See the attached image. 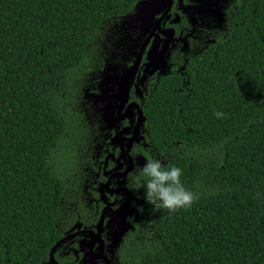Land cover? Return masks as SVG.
Returning <instances> with one entry per match:
<instances>
[{
	"label": "trees",
	"instance_id": "trees-1",
	"mask_svg": "<svg viewBox=\"0 0 264 264\" xmlns=\"http://www.w3.org/2000/svg\"><path fill=\"white\" fill-rule=\"evenodd\" d=\"M138 1L0 0V260L47 258L84 139L80 78ZM233 4L144 106L153 157L198 198L151 208L120 264H264V0Z\"/></svg>",
	"mask_w": 264,
	"mask_h": 264
},
{
	"label": "flooded vegetation",
	"instance_id": "flooded-vegetation-1",
	"mask_svg": "<svg viewBox=\"0 0 264 264\" xmlns=\"http://www.w3.org/2000/svg\"><path fill=\"white\" fill-rule=\"evenodd\" d=\"M203 1L164 0L144 21L130 16L102 44L99 55L88 59L75 99L83 106L86 128L76 168L66 179L58 236L47 258L6 259L0 264H120L128 236L152 208L142 188L128 187L129 173L145 162L143 155L130 156L133 146L154 156L146 129V98L162 76L179 73L184 78L190 59L223 37L233 16L235 0ZM163 57L167 64L157 65ZM125 221L131 227L117 241L119 229L125 228L119 222Z\"/></svg>",
	"mask_w": 264,
	"mask_h": 264
},
{
	"label": "clouds",
	"instance_id": "clouds-1",
	"mask_svg": "<svg viewBox=\"0 0 264 264\" xmlns=\"http://www.w3.org/2000/svg\"><path fill=\"white\" fill-rule=\"evenodd\" d=\"M217 118L223 117V112L215 111ZM143 155L145 162L137 165L129 173L128 187L136 191L143 189V199L155 210L175 211L187 209L198 198L181 182L182 169L176 165L162 164L160 159L151 156L146 150L133 146L130 156L135 159Z\"/></svg>",
	"mask_w": 264,
	"mask_h": 264
},
{
	"label": "water",
	"instance_id": "water-1",
	"mask_svg": "<svg viewBox=\"0 0 264 264\" xmlns=\"http://www.w3.org/2000/svg\"><path fill=\"white\" fill-rule=\"evenodd\" d=\"M164 0H140L137 2V4L135 5L134 8V12L130 15L132 18L135 19H142V21L146 20V14L149 12H154L155 10H157L161 5L164 6L163 3ZM209 0H205L203 1V3L207 4ZM221 10L219 9V12ZM167 64V59L166 57H163V63L157 64V65H162L165 66ZM134 68V66H132L129 70L131 71ZM127 91V90H126ZM119 224L122 227H125L124 229H119L118 233H117V241H120L121 238V234L123 233V231L125 229H128L129 227H131V224H129L127 221L125 222H119ZM55 248V247H54ZM53 248V249H54ZM53 257L52 253H51V258Z\"/></svg>",
	"mask_w": 264,
	"mask_h": 264
}]
</instances>
